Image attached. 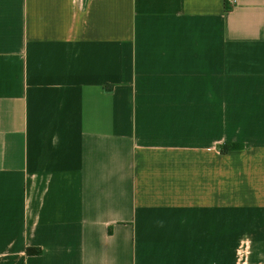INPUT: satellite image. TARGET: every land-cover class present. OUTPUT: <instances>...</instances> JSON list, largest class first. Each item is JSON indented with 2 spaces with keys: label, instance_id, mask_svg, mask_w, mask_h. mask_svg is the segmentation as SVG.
I'll return each mask as SVG.
<instances>
[{
  "label": "crops",
  "instance_id": "1",
  "mask_svg": "<svg viewBox=\"0 0 264 264\" xmlns=\"http://www.w3.org/2000/svg\"><path fill=\"white\" fill-rule=\"evenodd\" d=\"M0 264H264V0H0Z\"/></svg>",
  "mask_w": 264,
  "mask_h": 264
}]
</instances>
